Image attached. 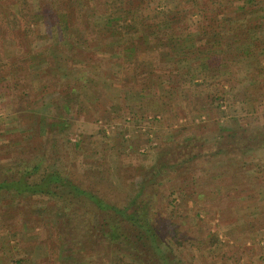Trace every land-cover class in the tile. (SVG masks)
Listing matches in <instances>:
<instances>
[{"label":"rangeland","instance_id":"rangeland-1","mask_svg":"<svg viewBox=\"0 0 264 264\" xmlns=\"http://www.w3.org/2000/svg\"><path fill=\"white\" fill-rule=\"evenodd\" d=\"M110 1L142 18L159 2ZM221 1L223 22L234 13ZM92 4L0 0V172L36 157L119 205L140 192L131 209L161 251L82 197L1 194L0 264H264V26L251 56L221 54L227 66L192 82L153 51L113 44L127 32L109 17L124 13L94 16ZM64 23L73 54L56 50Z\"/></svg>","mask_w":264,"mask_h":264},{"label":"trees","instance_id":"trees-1","mask_svg":"<svg viewBox=\"0 0 264 264\" xmlns=\"http://www.w3.org/2000/svg\"><path fill=\"white\" fill-rule=\"evenodd\" d=\"M89 1L93 2L90 10L94 16L110 13L111 9L115 12H123L120 1L117 3V1L107 0L104 10L100 9L99 0ZM150 1L146 0L147 3ZM227 2L226 13L234 14L226 15L223 22H220L217 17L220 10L224 8L221 0H207V2L191 0L190 4L181 0L174 3L171 1L161 3L159 0L152 11L155 12L154 15L145 16V18H142L140 13L133 14V10L124 11V15H118V18L109 17V27L115 28L120 25L127 32V37L123 34L115 38L117 40L113 44L122 42L129 44L128 48L123 49L129 56L131 52L140 55L153 51L158 55L159 62L163 64L160 65L161 69L164 68L166 71L169 67L173 72L184 71V75L190 76L189 80L193 82L197 77H202L205 69L213 68L215 65L227 66L230 62H225L223 56L220 57L221 54L227 58L225 54L232 51L237 56V60L251 56L248 48L251 44L254 45L258 30L264 26V14H260L264 12V5H261L260 1L242 0L241 3H235L233 0H228ZM208 18L211 20L207 21ZM77 21L78 18L75 19L74 24ZM59 26L62 27L63 42L57 44L56 50L61 52L65 48L71 54L75 53V48H79L80 44L70 39L68 31L70 24L64 23V27L62 24ZM177 29L179 33L175 32ZM227 31L230 32L226 33ZM90 43L85 41L86 46ZM259 43L263 48L264 40H259ZM262 48L258 52L259 55L264 54ZM255 52L256 49L252 50V55ZM1 80L3 81V78ZM29 163L30 165L23 169L13 167L1 170L0 195H45L53 199H66V201H70L68 196L82 197L99 210H110L118 215L122 221L132 225L138 232L144 233L154 251L156 248L155 252L161 251L155 229L151 226L147 213L140 206L138 207L141 210L138 207L131 209L137 205L136 201L141 195L140 192L136 193L129 203L119 205L112 199H106L98 190L78 184L63 170L47 166L45 159L37 162L34 157ZM61 192L64 193L61 194ZM67 208L70 207L67 206ZM171 232L174 237L177 230L171 229ZM115 233L112 231L103 234L112 240L117 239ZM177 245H181L179 240ZM17 262L20 264L19 260Z\"/></svg>","mask_w":264,"mask_h":264}]
</instances>
